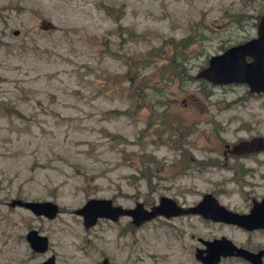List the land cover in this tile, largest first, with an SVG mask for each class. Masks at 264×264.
<instances>
[{
    "label": "rangeland",
    "instance_id": "obj_1",
    "mask_svg": "<svg viewBox=\"0 0 264 264\" xmlns=\"http://www.w3.org/2000/svg\"><path fill=\"white\" fill-rule=\"evenodd\" d=\"M262 13L264 0H0V264H37L50 254L56 264H200L198 235L264 244L262 231L195 216L139 225L130 216L99 218L85 227L74 212L89 197L126 207H150L161 195L192 202L243 179L223 150L264 136V93L196 72L211 54L255 35ZM185 36L193 41L182 78L171 73L169 45L125 74L128 59ZM139 84L145 99L136 100ZM127 108L131 115L116 112ZM245 162L257 165L245 177L264 183V151ZM226 182L223 200L247 207L242 187ZM12 198L51 200L60 211L48 218L10 206ZM31 228L47 235L46 251L32 250ZM217 264L251 263L227 256Z\"/></svg>",
    "mask_w": 264,
    "mask_h": 264
},
{
    "label": "water",
    "instance_id": "obj_2",
    "mask_svg": "<svg viewBox=\"0 0 264 264\" xmlns=\"http://www.w3.org/2000/svg\"><path fill=\"white\" fill-rule=\"evenodd\" d=\"M196 77L203 78L212 84L245 83L248 85L249 92L264 93V13L257 21L255 35L232 44L221 52L211 54L206 65L196 72ZM255 149H264L263 136H253L233 145V151L237 153ZM209 200L212 205L200 208ZM8 204L23 206L37 215L48 218L55 217L60 211V206L51 200L12 198ZM197 211L205 217L231 222L246 229L264 227V199L254 203L249 212L240 213L219 204L211 193H205L197 205L189 207H183L177 204L173 198L161 195L158 202L150 207H146L141 201H136L134 206L126 207L115 204L108 197H89L74 210L82 216L85 227L94 225L99 218L116 221L120 216H130L131 223L139 225L156 216L170 217ZM25 236L32 250L43 252L48 249L47 235L41 234L37 229H29ZM202 241L205 248L195 251V257L200 260V264H217L221 257L228 255L242 256L253 264H263L264 249L251 251L235 244L225 235L202 239ZM103 261L106 263L107 259L104 258ZM37 264H56L54 254H50Z\"/></svg>",
    "mask_w": 264,
    "mask_h": 264
},
{
    "label": "flooded vegetation",
    "instance_id": "obj_3",
    "mask_svg": "<svg viewBox=\"0 0 264 264\" xmlns=\"http://www.w3.org/2000/svg\"><path fill=\"white\" fill-rule=\"evenodd\" d=\"M257 136V135H256ZM260 136V135H259ZM253 137V136H252ZM264 137V136H263ZM243 140V139H242ZM230 144H225V149L223 150V154H224V158H225V163L227 162V157L228 156H232V159L234 160V163L230 165V167L233 168L234 174L237 175H241L243 177L242 180H238L237 178H232L229 180H225V182H219L217 183L215 186L212 187L211 190H206V191H202L200 193V198H198L195 201L192 202H188L186 201L185 197H183V199H179L178 197L175 196H170L169 197L173 198L177 204L183 206V207H189V206H195L197 205V203L202 199L203 195L205 193H211L213 195V197L217 200V202L221 205H224L226 208L240 212V213H247L250 211L251 207L254 205V203L256 202H260L264 199V183H260L259 181L256 180H249L247 179L245 176L246 175H251V176H255V170L257 168V165L252 166L249 163L245 162V160L247 158H253L257 155V153L260 151H264V149H255V150H251V151H242V152H234L233 151V147H231L229 149ZM255 161L257 163H259L258 159H255ZM226 181H230L232 183H236V187H242V190L244 192V198L247 200L248 204L247 207H245L244 209H239V208H234L232 206L229 205L228 202L223 200V197L226 196V193L229 192L227 191L228 189L226 188V186L224 187V185H226L225 183H227ZM223 186V187H221ZM218 187V188H217ZM252 189V190H250ZM159 199V198H158ZM211 200H209L207 203L201 205L200 208H203V206H210L212 205V203H210ZM158 202V201H157ZM155 202V203H157ZM154 203V204H155ZM190 216H195L197 217L202 223H211V224H218L220 226H237L242 230L248 231V232H254V231H262L264 232V227H257V228H253V229H246L242 226H239L237 224L231 223V222H226L223 220H214L210 217H205L201 212L197 211V212H185V213H181L178 215H172L170 217H167V219H172L174 217H185V218H189ZM173 225V224H171ZM188 225V224H186ZM194 232H192V237ZM224 235V234H222ZM220 235V236H222ZM220 236H212L211 238L214 237H220ZM26 237V236H25ZM208 237H202L200 235L195 237V240L197 241L194 244V249L195 251L198 249H203L205 248V244L202 241V239H211ZM264 244L262 245H255V246H251L249 243L247 245H240L243 246L251 251H258L260 249H264ZM228 256H232V257H238L240 259H242L245 262H249L251 263L249 260L245 259L242 256H236V255H228ZM227 257V256H226ZM221 258H225V257H221ZM107 259V258H106ZM104 260V258H103ZM104 262V261H103ZM105 263V262H104ZM107 263V262H106ZM262 263L264 264V254L262 255ZM253 264V263H251Z\"/></svg>",
    "mask_w": 264,
    "mask_h": 264
},
{
    "label": "trees",
    "instance_id": "obj_4",
    "mask_svg": "<svg viewBox=\"0 0 264 264\" xmlns=\"http://www.w3.org/2000/svg\"><path fill=\"white\" fill-rule=\"evenodd\" d=\"M193 41V39L189 36H185L182 37L178 40H174L173 38H169V39H165L163 41V43L158 46V47H151L149 48L145 55L141 58H131L127 60V70L125 72L126 75H128V78H130V75L133 74L131 72V69L133 68V66L137 65L138 63H140V61H144L145 59L148 58H152L153 55H160L163 56V49H165L166 45H169L172 49V55L171 56H166V58L168 59V62L170 64V68H171V73L174 76H179V77H183V75L179 72L181 71L180 69L185 68V66H183L182 60L185 58L183 51L186 50V48L190 45V43ZM178 56L180 57V59H178ZM186 69V68H185ZM190 79H193L194 76H192L191 74L187 76ZM133 78V77H132ZM203 79V78H201ZM133 97L137 100V99H145V94L143 93V87L141 86V84H139V86H134L133 87V93H132ZM141 104H138L137 107H135V109H137ZM151 106V104H149ZM152 108V106H151ZM116 112L118 113H124L127 115H131L132 112L130 111L129 108L124 109V110H117ZM19 113V112H17ZM172 141V140H171ZM169 140V136L165 139V142H167V144H171V142ZM203 163H206V161H204Z\"/></svg>",
    "mask_w": 264,
    "mask_h": 264
}]
</instances>
